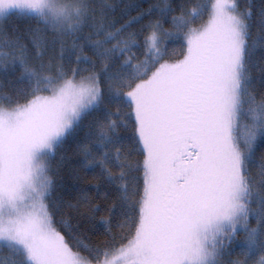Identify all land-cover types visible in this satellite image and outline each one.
Here are the masks:
<instances>
[{
	"label": "snow or ice",
	"instance_id": "1",
	"mask_svg": "<svg viewBox=\"0 0 264 264\" xmlns=\"http://www.w3.org/2000/svg\"><path fill=\"white\" fill-rule=\"evenodd\" d=\"M0 264H264V0H0Z\"/></svg>",
	"mask_w": 264,
	"mask_h": 264
},
{
	"label": "trees",
	"instance_id": "2",
	"mask_svg": "<svg viewBox=\"0 0 264 264\" xmlns=\"http://www.w3.org/2000/svg\"><path fill=\"white\" fill-rule=\"evenodd\" d=\"M256 2L259 3V0H256ZM7 26L10 30H15V29L25 30L29 26H35V23H34V21H30V20H27L24 18H19L17 16H13L11 19H9L7 21ZM68 146H69V150H68L67 154H68V156L71 157V159L67 160L65 163V168H64L65 173H67V171L75 164L76 159H77L71 151V149L74 148V144L72 143L71 140H69ZM57 160H59V156H57ZM66 179H67V177H66ZM72 223L75 224L76 221L73 220ZM81 227H82L83 231L88 232L90 235L93 234L91 231L93 229V225L91 223H89L87 221H82ZM97 227H98V225H97ZM112 231H113V233H115L117 235L121 232V229L116 226L115 221L112 224ZM93 238L98 239V240L108 239V237L103 236V235H99V236L93 235Z\"/></svg>",
	"mask_w": 264,
	"mask_h": 264
}]
</instances>
